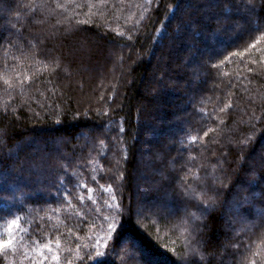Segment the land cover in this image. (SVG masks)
Returning <instances> with one entry per match:
<instances>
[{
  "label": "trees",
  "instance_id": "obj_1",
  "mask_svg": "<svg viewBox=\"0 0 264 264\" xmlns=\"http://www.w3.org/2000/svg\"><path fill=\"white\" fill-rule=\"evenodd\" d=\"M263 140L264 0H0V264H264Z\"/></svg>",
  "mask_w": 264,
  "mask_h": 264
},
{
  "label": "rangeland",
  "instance_id": "obj_2",
  "mask_svg": "<svg viewBox=\"0 0 264 264\" xmlns=\"http://www.w3.org/2000/svg\"><path fill=\"white\" fill-rule=\"evenodd\" d=\"M211 43V42H210ZM123 58H125V56H126V54L125 53H123ZM112 61V60H111ZM116 63V64H115ZM112 64H114L113 65V67H114V72L115 73H117L118 72V69H119V65H118V63L116 62V61H112ZM108 71H109V68L107 67L106 68V71H105V73H108ZM159 136H162V135H159ZM156 141H157V139H155L154 140V143H156ZM263 143H264V140L262 141ZM257 166H260V165H257ZM260 183V182H259ZM261 185H264V182H261ZM199 186H201L203 189H205L206 188V190L207 191H205V190H203L202 191V194L203 195H207V192L209 193V192H212L211 190H213L211 187H209L208 185L206 186H204L203 184H199ZM213 192H214V190H213ZM184 197H186L187 199H189V194H187V193H185V196ZM192 197V196H191ZM185 198V199H186ZM198 197H196V199H197ZM217 198H219V195H218V197ZM220 199V198H219ZM171 202H172V209H168V208H166V207H161V208H157L156 207V209L158 210V213L159 214H165L166 216H169V218H170V221H172V220H174L173 219V216H174V214L175 213H177V217H180V216H184V215H188V217L190 216L189 215V212H187V210H181L180 209V206L178 205V203L179 202H177V200L176 199H171ZM206 205V204H205ZM146 210L147 211H149L150 209H148V207L146 206ZM134 214H135V217H136V219L137 220H140V218H141V214L142 213H139V210H137V209H135V211H134ZM192 215V214H191ZM191 218H192V220L194 219L192 216H191ZM229 223H235V221H231V220H229L228 221ZM194 224V223H193ZM255 224H258V225H264V211L259 215V217H258V220L256 221V223ZM191 228H192V225H191ZM193 230H194V227H193ZM249 231V230H248ZM125 244V243H124ZM263 253H264V250L262 251ZM136 256V255H135ZM137 257V256H136ZM238 260H237V262H240V263H242V259H241V257L240 256H238V258H237ZM246 259V258H245ZM256 262H258V263H260L261 262V260H257ZM135 263H138V261L137 260H135ZM183 264H187L186 262L184 263L183 262Z\"/></svg>",
  "mask_w": 264,
  "mask_h": 264
},
{
  "label": "snow or ice",
  "instance_id": "obj_3",
  "mask_svg": "<svg viewBox=\"0 0 264 264\" xmlns=\"http://www.w3.org/2000/svg\"><path fill=\"white\" fill-rule=\"evenodd\" d=\"M253 47H254V45H253ZM205 135H207V133H205ZM16 225H17V221L16 220H13V221L10 222V224H9V226L7 228V231L9 232L10 235H9V237L7 239H0V252H4L6 249H9V248L13 247V245H14V236L11 235V233H12L13 226H16ZM108 227H109V229H112L113 225L109 224ZM46 247H50V246L46 245ZM52 258L55 259V260L59 259V257L55 256V255Z\"/></svg>",
  "mask_w": 264,
  "mask_h": 264
}]
</instances>
